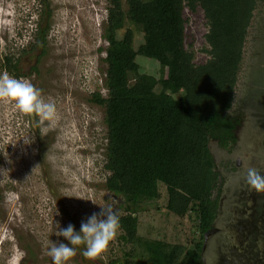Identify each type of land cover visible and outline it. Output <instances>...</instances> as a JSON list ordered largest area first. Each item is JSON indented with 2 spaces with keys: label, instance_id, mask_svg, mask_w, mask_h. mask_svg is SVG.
<instances>
[{
  "label": "rangeland",
  "instance_id": "rangeland-1",
  "mask_svg": "<svg viewBox=\"0 0 264 264\" xmlns=\"http://www.w3.org/2000/svg\"><path fill=\"white\" fill-rule=\"evenodd\" d=\"M0 0V74L27 79L57 108L54 123L20 112L0 101V264H53L47 251L61 226L80 221L111 205L119 217L124 198L107 189L105 169L107 125L104 108L92 94L106 96L104 85L108 0ZM122 7L127 9L122 0ZM48 11V18L42 12ZM185 46L193 61L205 62L208 26L201 8L185 7ZM47 19V21H46ZM46 23V24H45ZM47 25L44 52L35 45V28ZM133 32V48L143 33L123 18L119 35ZM5 56L12 65H5ZM141 72L160 75L157 61L136 56ZM177 96V95H176ZM235 124L227 149L210 139L216 201L206 264H264V192L244 180L248 169L264 175V0H257L245 31L236 69L232 102L226 112ZM141 203L136 212L137 236L192 247L199 238L193 212L168 211L166 190ZM91 201H95L93 204ZM61 213L56 216L57 211ZM137 239V238H136ZM125 239L118 228L114 240L95 260L81 254L66 264H123L141 254V241ZM66 242V241H65Z\"/></svg>",
  "mask_w": 264,
  "mask_h": 264
},
{
  "label": "trees",
  "instance_id": "trees-1",
  "mask_svg": "<svg viewBox=\"0 0 264 264\" xmlns=\"http://www.w3.org/2000/svg\"><path fill=\"white\" fill-rule=\"evenodd\" d=\"M123 1L125 11L122 0H108L107 93L92 94V101L104 108L107 125L106 187L126 202L119 228L125 239L141 241L139 258L131 256L123 264H203L204 232L212 228L216 205L209 141L216 139L227 149L234 142L235 124L226 112L257 0ZM185 7L192 12L199 7L204 13L209 45L205 62L196 64L186 49ZM48 14L42 12V18ZM123 18L143 33L137 49L131 29L118 34ZM34 34L43 53L47 25L37 26ZM137 55L157 61L160 75L141 72ZM4 63L15 67L10 56ZM161 185L168 211L179 217L193 212L199 238L192 247L137 236L134 214L141 203L160 198Z\"/></svg>",
  "mask_w": 264,
  "mask_h": 264
},
{
  "label": "clouds",
  "instance_id": "clouds-1",
  "mask_svg": "<svg viewBox=\"0 0 264 264\" xmlns=\"http://www.w3.org/2000/svg\"><path fill=\"white\" fill-rule=\"evenodd\" d=\"M0 101L13 102L20 112L35 114L40 117L41 122L54 123L58 118L56 104L45 100L40 89L29 80L12 77L7 72L0 74ZM244 180L251 189L264 192V175L256 169H248ZM91 202L95 204V201ZM98 207V212H92L80 221L79 229L72 222L61 226L60 220L55 221V236L63 239L52 243L47 251L53 264H66L76 255L75 246H85L81 254L88 260H95L107 250L109 243L117 235L119 215L111 205ZM60 215L58 210L56 216Z\"/></svg>",
  "mask_w": 264,
  "mask_h": 264
},
{
  "label": "water",
  "instance_id": "water-1",
  "mask_svg": "<svg viewBox=\"0 0 264 264\" xmlns=\"http://www.w3.org/2000/svg\"><path fill=\"white\" fill-rule=\"evenodd\" d=\"M216 231L215 228H209L208 230H206L204 232V238H203V245H202V250H204L206 248V243H207V239L209 238V236L214 233Z\"/></svg>",
  "mask_w": 264,
  "mask_h": 264
},
{
  "label": "flooded vegetation",
  "instance_id": "flooded-vegetation-1",
  "mask_svg": "<svg viewBox=\"0 0 264 264\" xmlns=\"http://www.w3.org/2000/svg\"><path fill=\"white\" fill-rule=\"evenodd\" d=\"M213 228V227H212ZM215 229L216 230H218V228L217 227H215ZM216 232V231H215ZM213 234V233H212ZM210 236H212V235H210ZM208 242H209V240L207 239V243H206V247H207V245H208ZM203 251V253H204V256L202 257V261H203V264H206L207 262H206V255H207V250H206V248L204 249V250H202Z\"/></svg>",
  "mask_w": 264,
  "mask_h": 264
}]
</instances>
